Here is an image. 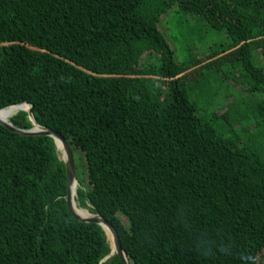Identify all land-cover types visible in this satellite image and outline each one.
<instances>
[{
	"label": "trees",
	"instance_id": "1",
	"mask_svg": "<svg viewBox=\"0 0 264 264\" xmlns=\"http://www.w3.org/2000/svg\"><path fill=\"white\" fill-rule=\"evenodd\" d=\"M21 104L129 264H264V0H0V111ZM68 187L52 137L0 123V264H123Z\"/></svg>",
	"mask_w": 264,
	"mask_h": 264
},
{
	"label": "water",
	"instance_id": "2",
	"mask_svg": "<svg viewBox=\"0 0 264 264\" xmlns=\"http://www.w3.org/2000/svg\"><path fill=\"white\" fill-rule=\"evenodd\" d=\"M24 105L29 106V109L28 110L22 109L21 111H29L30 112L31 119H32L33 124H34L33 129L26 131V130H21V129L14 127L13 124H11V123L5 124L1 121H0V123L4 127H6L7 129H9V130H11V131H13L19 135H22V136H29V137L48 136V137H52L55 140L58 151L62 150L64 153L63 161L66 163V166H67V177H68V185H69L68 195H67V205H68V209H69L70 213L73 215V217L76 220H78L80 222L94 223V224L100 225L106 231V233H107V228H108L110 230V234L107 233V236H108L109 240L111 241V248H112V253H111L110 257L113 256L114 254H117L121 258V261L123 264H129L127 261V255L123 251L118 232L113 225H111L109 222H107L103 217H101L99 215H94V214H91L89 212V216L81 217L75 212V206L77 205V203L75 201V197H76L77 193H76V191L73 193L72 186L74 183L76 186V189H77L78 182L76 180L75 158H74V153H73L71 145L69 144L67 139L64 138L62 135H60L59 133L37 126L35 121H34V118L32 116L33 115L32 114L33 113L32 107L29 104H21L18 106H24ZM13 107H15V106H13ZM58 141H60L61 147L59 146Z\"/></svg>",
	"mask_w": 264,
	"mask_h": 264
},
{
	"label": "rangeland",
	"instance_id": "3",
	"mask_svg": "<svg viewBox=\"0 0 264 264\" xmlns=\"http://www.w3.org/2000/svg\"><path fill=\"white\" fill-rule=\"evenodd\" d=\"M161 30L164 31L165 27L162 25H160ZM168 34L170 37H175L178 36L179 37V42L175 44V50H176V54H177V59H183L184 55L182 52V47L183 45H185V37L187 35L186 32V28H178L176 25V21L174 19L170 20L169 22V31ZM204 40L206 42H208L210 45H213L214 43L220 44V43H224L227 42L226 39V34L223 33H206L203 35ZM171 44L173 45V42L171 41ZM154 58V56L152 57V59ZM60 158L63 160L64 159V153L60 151Z\"/></svg>",
	"mask_w": 264,
	"mask_h": 264
},
{
	"label": "bare ground",
	"instance_id": "4",
	"mask_svg": "<svg viewBox=\"0 0 264 264\" xmlns=\"http://www.w3.org/2000/svg\"><path fill=\"white\" fill-rule=\"evenodd\" d=\"M22 109L28 110L29 106H25V105L24 106H17V107L15 106V107H10L8 109H5L3 111L1 110L0 111V121L5 123V124H9L10 123V119L15 114L20 112ZM58 143H59V146L61 147L60 141H58ZM60 151L63 152L62 150H60ZM72 191H73V193L76 191V186H75L74 183H73V186H72ZM75 212L81 217L89 216V211L88 210L80 209L77 205L75 206ZM107 233L110 234V230L108 228H107ZM127 261H128V259H127Z\"/></svg>",
	"mask_w": 264,
	"mask_h": 264
},
{
	"label": "clouds",
	"instance_id": "5",
	"mask_svg": "<svg viewBox=\"0 0 264 264\" xmlns=\"http://www.w3.org/2000/svg\"><path fill=\"white\" fill-rule=\"evenodd\" d=\"M202 247H203V245H202ZM224 252H225V254H227V255H232V250H231L230 248H228V247H226V248L224 249ZM204 254H205V255H208V254H209L208 250H206V251L204 252ZM239 259L242 261V264H255L254 258L251 257L250 255H247V254H242V255L239 257Z\"/></svg>",
	"mask_w": 264,
	"mask_h": 264
}]
</instances>
